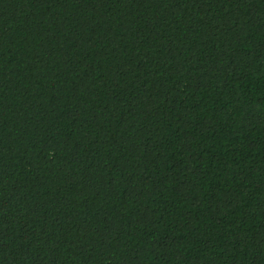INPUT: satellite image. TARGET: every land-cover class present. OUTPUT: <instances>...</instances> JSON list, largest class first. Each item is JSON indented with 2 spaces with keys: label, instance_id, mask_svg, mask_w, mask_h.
I'll list each match as a JSON object with an SVG mask.
<instances>
[{
  "label": "trees",
  "instance_id": "1",
  "mask_svg": "<svg viewBox=\"0 0 264 264\" xmlns=\"http://www.w3.org/2000/svg\"><path fill=\"white\" fill-rule=\"evenodd\" d=\"M0 264H264V0H0Z\"/></svg>",
  "mask_w": 264,
  "mask_h": 264
}]
</instances>
